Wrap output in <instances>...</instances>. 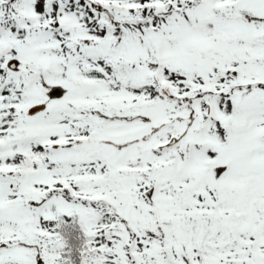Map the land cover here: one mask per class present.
I'll return each instance as SVG.
<instances>
[{"label": "snow or ice", "instance_id": "6c2138e0", "mask_svg": "<svg viewBox=\"0 0 264 264\" xmlns=\"http://www.w3.org/2000/svg\"><path fill=\"white\" fill-rule=\"evenodd\" d=\"M0 264H264V0H0Z\"/></svg>", "mask_w": 264, "mask_h": 264}]
</instances>
